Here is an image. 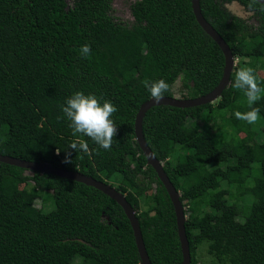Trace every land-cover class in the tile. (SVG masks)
Returning a JSON list of instances; mask_svg holds the SVG:
<instances>
[{"label": "trees", "instance_id": "trees-1", "mask_svg": "<svg viewBox=\"0 0 264 264\" xmlns=\"http://www.w3.org/2000/svg\"><path fill=\"white\" fill-rule=\"evenodd\" d=\"M232 2L247 17L232 12L226 5ZM250 4L200 0L204 18L237 59L220 96L187 108L153 106L142 120L148 146L189 212L190 264H199L203 243L218 264H264V128L258 125L264 94L254 105L260 118L250 125L235 116L250 109L243 90L232 86L238 68L249 66L264 87V12L257 3L252 13ZM130 12L127 24L114 16L112 0H0V154L108 183L135 210L152 264H180L174 208L135 139L134 120L151 98L145 79H165L171 86L165 96H173L179 79L181 96L194 98L217 85L224 56L197 23L191 0H134ZM86 43L91 55L83 58ZM78 90L116 105L111 150L73 136L61 108ZM216 112L219 136L210 123ZM76 139L88 143L89 153L68 148ZM66 151L71 163L64 162ZM26 171L0 162V264H71L76 257L77 264L140 263L130 222L114 199L75 180ZM38 198L51 200L52 208L44 210L43 201L37 207Z\"/></svg>", "mask_w": 264, "mask_h": 264}, {"label": "water", "instance_id": "water-1", "mask_svg": "<svg viewBox=\"0 0 264 264\" xmlns=\"http://www.w3.org/2000/svg\"><path fill=\"white\" fill-rule=\"evenodd\" d=\"M262 2H264V0H262ZM191 7L197 23L204 30V32L209 37H211L212 40L218 45L224 56V67L219 82L211 91L194 98H177L173 96H165V98L162 99L159 103H156L152 98H149L140 104L134 120L135 139L140 149L142 150L144 156L146 157L147 163L153 167L161 183L164 185L172 203V206L174 208L177 234L182 252V261L180 264H190L191 260L189 243L184 225L186 215L189 214V212L185 214L184 207L180 199L179 191L175 188L168 175L164 171L161 161L156 158L153 151L148 146L142 131V120L146 111L153 106L169 105L179 108H187L215 101L220 96L223 89L229 84L230 74L235 65V58L231 52L229 45L225 42L221 35L213 28V26L204 18L203 14L201 13L200 0H191ZM0 162L22 167L30 171L49 173L63 178L75 180L86 185L93 186L96 189L102 191L104 194L108 195L110 198L114 199L121 206L126 217L130 222L135 244L140 257L139 264H152L145 249L141 229L139 226V221L136 217L135 210L133 209L131 204L126 200L124 194L116 190L114 187H112L108 183H105L104 181H100L91 176L84 175L79 171H72L56 167L47 162H35L5 154H0Z\"/></svg>", "mask_w": 264, "mask_h": 264}, {"label": "clouds", "instance_id": "clouds-1", "mask_svg": "<svg viewBox=\"0 0 264 264\" xmlns=\"http://www.w3.org/2000/svg\"><path fill=\"white\" fill-rule=\"evenodd\" d=\"M257 3L261 4L259 10L264 12V2L262 0H251L250 11L255 12L256 9L252 8L251 5ZM79 53L81 57L88 58L91 55L90 44L82 45ZM143 84L156 103H159L165 98V94L171 91V86L165 79L155 81L145 79ZM232 86L237 90H243L250 109L245 112L237 111L235 113L236 118L246 121L250 125L255 124L260 118V109L254 105L261 100L262 94H264V87L260 86V80L255 73V69L249 66L239 67L235 73ZM61 110L64 118L69 121L73 136L81 134L90 138L100 148L111 150L114 137L118 133L117 124L112 118L118 109L112 101L97 97L95 94H85L83 91L78 90L66 100ZM68 148L76 153L77 151L89 153V145L82 139L74 140ZM64 162H72L71 152L66 151Z\"/></svg>", "mask_w": 264, "mask_h": 264}, {"label": "rangeland", "instance_id": "rangeland-1", "mask_svg": "<svg viewBox=\"0 0 264 264\" xmlns=\"http://www.w3.org/2000/svg\"><path fill=\"white\" fill-rule=\"evenodd\" d=\"M68 4L71 3V0H65ZM134 0H112V7H113V14L115 17H117L120 21L130 24L132 21V15L130 12V3H132ZM227 7L234 13L241 15L243 17H247L248 13L247 11L237 2H232L226 4ZM251 23L256 24V21L254 19L249 20ZM237 62V59H235V63ZM259 75H263V70H258ZM173 91V97L180 98L182 97V90H181V82L179 79L176 80V82L173 84L172 87ZM214 102V101H213ZM246 111V109H244ZM213 122L214 124L212 126V131L215 133V135L219 136V128L220 124L222 122L221 117L218 115V112L215 113L214 117L210 120V123ZM210 125V124H209ZM260 128H264V119H261L258 123ZM226 133H230V128L227 126ZM243 133H239V136H243ZM227 138L229 136L227 135ZM257 166V164H255ZM29 173L30 171H26ZM23 185L21 184L20 187ZM44 205V210H49L52 208L53 203L51 200H42V199H36L35 205L38 207L42 204ZM206 243L201 244L197 248V257L199 259V264H218L216 260L210 256L206 251ZM80 260L79 257H76L71 264H77V261ZM227 264V263H226Z\"/></svg>", "mask_w": 264, "mask_h": 264}]
</instances>
